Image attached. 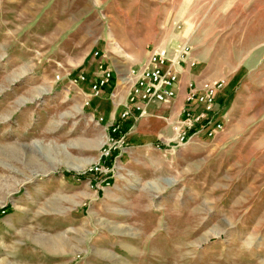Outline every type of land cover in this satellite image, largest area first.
<instances>
[{
    "label": "rangeland",
    "instance_id": "rangeland-1",
    "mask_svg": "<svg viewBox=\"0 0 264 264\" xmlns=\"http://www.w3.org/2000/svg\"><path fill=\"white\" fill-rule=\"evenodd\" d=\"M43 11L144 41L143 61L188 47L191 79L223 83L221 128L137 144L73 88L10 82L28 63L0 54V264H264V0H0L1 51Z\"/></svg>",
    "mask_w": 264,
    "mask_h": 264
},
{
    "label": "crops",
    "instance_id": "crops-1",
    "mask_svg": "<svg viewBox=\"0 0 264 264\" xmlns=\"http://www.w3.org/2000/svg\"><path fill=\"white\" fill-rule=\"evenodd\" d=\"M51 15L47 11L35 15L28 31L32 41H14L13 48L16 50L13 54L10 48L11 41L7 51L2 52L0 48V54H7L11 57L10 60L28 63L27 69L16 71L13 77L10 76L9 81L17 83L27 78L25 84L30 85L33 90L37 89L40 94H50L62 88H73L90 98L91 104L95 105L96 113L110 117L109 119L112 114L113 118L119 112L121 115L127 95L132 88L131 85L121 82V79L135 71L142 63L145 55L144 41H110L111 35H105L104 30L90 34L95 36L94 39L86 41L80 33L82 24L74 25L68 21H57L54 15ZM21 30L27 33L26 29ZM0 45H3L1 41ZM96 52L107 56L104 62L113 71L112 80L102 88L100 96H94L91 92V84L96 82L99 76L97 71L99 58L94 57ZM176 62L172 71L177 75L178 82L176 97L171 103L151 105L137 103L135 106L143 109V115L140 116L139 111L133 108L125 119L118 118L116 124L128 129L125 133L127 140L137 144L164 141V138L169 142H177L172 127L176 124L183 126V111L191 112L196 117L202 110L201 114L206 116V119L194 123L190 130L185 131L186 134L192 132L188 138L197 133L196 127L205 128L206 132L209 130L211 113L205 112L202 106L189 105L185 101L189 85L194 83L199 86L203 82L191 79L190 70L193 68L179 64L178 59ZM80 74L85 75L87 81L73 84L71 79ZM112 89H117L119 93L120 105L118 104L115 109L106 99L107 93Z\"/></svg>",
    "mask_w": 264,
    "mask_h": 264
},
{
    "label": "built area",
    "instance_id": "built-area-1",
    "mask_svg": "<svg viewBox=\"0 0 264 264\" xmlns=\"http://www.w3.org/2000/svg\"><path fill=\"white\" fill-rule=\"evenodd\" d=\"M146 51V59L135 71L125 76L124 81H121L131 85L132 88L127 95L126 104L123 105V112L120 115V119H125L133 108L139 111L140 116L143 115V109L139 106H135L137 103L145 105L169 104L175 99L178 77L172 71V67L177 59L178 63L181 65L186 64L190 68L196 66V61L188 47H182L180 51L171 52L152 45H147ZM94 57L99 58L97 62L99 76L97 81L91 84V92L94 96H98L102 88L112 80L113 71L109 69L104 62L106 56L99 55V53L96 52ZM85 81H87L86 76L81 74L78 78L73 79L72 83L76 84L77 82ZM222 87V82H203L199 86L192 83L189 85L185 101L189 105L202 106L205 112H210L215 101V96ZM111 96H114L113 92ZM204 119H206L204 114L195 117L193 113L183 111V126L176 124L172 127L178 142L181 143L187 140L185 131L190 130L194 123ZM112 124V132L115 133L118 129V125L115 123ZM220 128L221 126L219 124L215 125L213 129L208 131V136H212L216 130H220Z\"/></svg>",
    "mask_w": 264,
    "mask_h": 264
},
{
    "label": "bare ground",
    "instance_id": "bare-ground-1",
    "mask_svg": "<svg viewBox=\"0 0 264 264\" xmlns=\"http://www.w3.org/2000/svg\"><path fill=\"white\" fill-rule=\"evenodd\" d=\"M124 80H125V78L122 79V81H124Z\"/></svg>",
    "mask_w": 264,
    "mask_h": 264
}]
</instances>
